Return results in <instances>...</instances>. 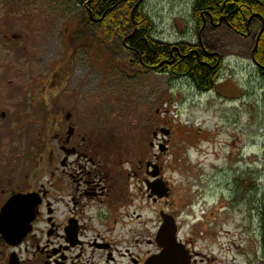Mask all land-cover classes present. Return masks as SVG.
I'll use <instances>...</instances> for the list:
<instances>
[{
	"label": "flooded vegetation",
	"instance_id": "1",
	"mask_svg": "<svg viewBox=\"0 0 264 264\" xmlns=\"http://www.w3.org/2000/svg\"><path fill=\"white\" fill-rule=\"evenodd\" d=\"M253 22L264 27V15ZM261 33L239 36L252 37L251 65L264 94V67L255 57ZM63 59L40 90L13 78L2 89L0 82V264H146L161 253L157 234L170 220L189 264H223L204 260L185 234L196 208L201 220L213 215L205 210L201 175L190 174L183 191L164 176L160 155L175 148L173 126L154 119L146 133L142 99L132 108L99 102L96 85L63 73ZM146 198L161 207L150 232ZM257 230L256 259L247 264H264L263 221Z\"/></svg>",
	"mask_w": 264,
	"mask_h": 264
},
{
	"label": "rangeland",
	"instance_id": "2",
	"mask_svg": "<svg viewBox=\"0 0 264 264\" xmlns=\"http://www.w3.org/2000/svg\"><path fill=\"white\" fill-rule=\"evenodd\" d=\"M81 1L0 0L2 89L13 78V84L40 90L50 69L64 58L63 73L74 74L77 84L96 85L99 102L117 99L132 108L142 99L146 133L154 119L175 131V148L160 155L166 180L183 191L190 174L201 175L205 210L213 216L201 220L196 208L195 218L185 220L187 239L206 261L252 262L262 222L257 213L260 217L264 207V94L251 65L252 37H240L222 24L199 30L192 18L195 0H139L155 25L156 40L172 46L198 44L221 58L214 88L199 93L191 82L175 83L144 68L137 75L135 55L122 48L116 35L106 39L98 33L104 24H97L96 40L83 29ZM14 35L21 39L11 40ZM146 202L142 214L150 232L161 207Z\"/></svg>",
	"mask_w": 264,
	"mask_h": 264
},
{
	"label": "trees",
	"instance_id": "3",
	"mask_svg": "<svg viewBox=\"0 0 264 264\" xmlns=\"http://www.w3.org/2000/svg\"><path fill=\"white\" fill-rule=\"evenodd\" d=\"M81 6L85 11L83 29L91 30L92 38L100 22L105 29L98 33L105 38L116 35L122 48L132 52L142 68L164 74L172 82H191L199 93L214 88L221 66L218 57L198 44L172 46L156 40L155 25L139 0H82ZM263 6L264 0H195L192 18L199 30L205 25L216 28L222 24L237 35L262 32L255 57L264 67V27L253 22L256 15H264ZM262 221L264 224V207Z\"/></svg>",
	"mask_w": 264,
	"mask_h": 264
},
{
	"label": "water",
	"instance_id": "4",
	"mask_svg": "<svg viewBox=\"0 0 264 264\" xmlns=\"http://www.w3.org/2000/svg\"><path fill=\"white\" fill-rule=\"evenodd\" d=\"M175 234L171 220L165 221L156 238L161 253L149 259L146 264H189L190 257L177 243Z\"/></svg>",
	"mask_w": 264,
	"mask_h": 264
}]
</instances>
